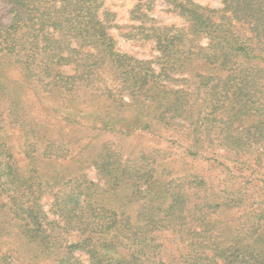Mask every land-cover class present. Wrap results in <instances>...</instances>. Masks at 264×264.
Segmentation results:
<instances>
[{
    "label": "trees",
    "instance_id": "16d2710c",
    "mask_svg": "<svg viewBox=\"0 0 264 264\" xmlns=\"http://www.w3.org/2000/svg\"><path fill=\"white\" fill-rule=\"evenodd\" d=\"M105 1L0 0V264H264V183L247 193L264 173V0H165L182 26L139 9L126 36L154 59L118 49ZM159 127L186 154L96 144ZM210 153L240 188L193 163Z\"/></svg>",
    "mask_w": 264,
    "mask_h": 264
},
{
    "label": "rangeland",
    "instance_id": "374dc122",
    "mask_svg": "<svg viewBox=\"0 0 264 264\" xmlns=\"http://www.w3.org/2000/svg\"><path fill=\"white\" fill-rule=\"evenodd\" d=\"M198 3L203 6L210 8H221L223 7L221 0H196ZM105 7L112 11L115 15V24L112 32L114 33L116 39L118 40V49L122 52L131 53L136 55L138 58L142 59H154L158 55V51L155 48V44L152 41H146L142 38H131V36H126L128 31H131L134 26L140 24V20L136 18L140 15L139 9H141L142 13L147 12L149 16L157 19L161 24H176V25H184V19L180 17L177 13H175L170 5L165 0H155L152 10H147L145 6H141L140 0H106ZM11 19V15L9 13V6L5 3L0 2V22L8 23ZM202 42L204 44L207 43L206 39H203ZM53 119V118H52ZM98 123V122H94ZM102 123V122H101ZM67 131V129H66ZM111 140L118 141L122 140V142H126L130 149L132 147H140V146H151V147H159V148H169L170 152L176 156H182L186 154L187 141L185 139H180L178 134H174L171 131H167L164 128H156V130L151 132H143V133H135L132 136H129L128 139H118V136H114L112 134H107L105 137L100 139L96 144H100L102 141ZM127 147V146H126ZM223 152L218 148L216 152ZM215 153H210L205 155V157H200L196 159L197 161H193V163H197L200 167L204 168L207 171V174L211 175L214 180L220 181L224 178L228 171H222V166L224 168H231L235 171L234 177H229V183L234 189H238L242 186L239 181L240 177L243 176V172L238 170L236 166L225 159L223 154H219V162H215L214 159ZM215 160V161H214ZM224 163V164H219ZM222 165V166H221ZM264 170V169H263ZM88 175L97 179V172L94 167H88L87 169ZM230 176V175H228ZM239 178H236L238 177ZM243 178V177H241ZM258 179H253L248 184V195L253 196V185L261 186L264 183V173L260 174ZM50 197L46 198L47 209L49 208ZM238 215V213H236ZM80 257L83 259L84 263L87 262V256L81 254Z\"/></svg>",
    "mask_w": 264,
    "mask_h": 264
}]
</instances>
